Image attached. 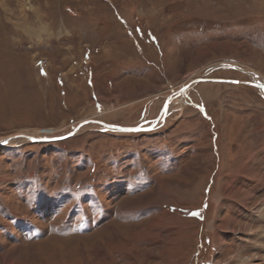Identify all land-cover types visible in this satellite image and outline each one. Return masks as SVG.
Masks as SVG:
<instances>
[{"label":"rangeland","instance_id":"1","mask_svg":"<svg viewBox=\"0 0 264 264\" xmlns=\"http://www.w3.org/2000/svg\"><path fill=\"white\" fill-rule=\"evenodd\" d=\"M254 71L264 0H0V264H264Z\"/></svg>","mask_w":264,"mask_h":264},{"label":"water","instance_id":"2","mask_svg":"<svg viewBox=\"0 0 264 264\" xmlns=\"http://www.w3.org/2000/svg\"><path fill=\"white\" fill-rule=\"evenodd\" d=\"M225 67L232 68L234 66L233 65H231V66L227 65ZM218 68H221V66L214 65V66L208 68L202 75L194 78L191 81L190 84H186V85L182 86L180 89H178L175 92H173L172 93L173 95L169 94L167 99L164 101L163 106L161 107V110H160L158 116L148 126H123V125H115V124H111V123H106V122H103V121H100V120H96V119H91V120L90 119H88V120L84 119V120L78 122L76 124V126L66 135L53 136V137H36V138H34L33 136H28V135H23V134L22 135L20 134V136L21 137L25 136L29 141H52V140L62 139V138H65L67 136L73 135L83 124L88 123V122L97 123V124L101 125L102 127H104L105 129L110 130V131L136 132V131H148V130H151V129L156 127V124H157V122L159 120V117L162 116L161 118H163V116L166 115L167 107L169 105V101L174 95L179 94L180 92L185 90L187 87H189L192 83L200 81V80H203L207 74H209L211 71H214V70H216ZM263 94H264V87H263ZM8 140H9V137L1 140L0 144H4L5 141L8 142Z\"/></svg>","mask_w":264,"mask_h":264},{"label":"bare ground","instance_id":"3","mask_svg":"<svg viewBox=\"0 0 264 264\" xmlns=\"http://www.w3.org/2000/svg\"><path fill=\"white\" fill-rule=\"evenodd\" d=\"M11 16H12V14H11ZM223 62H224V63H223ZM223 62H222L221 64L218 63V66H221V67H222V66H227V65H225L226 62H225V61H223ZM227 62H229V61H227ZM213 65H214V64H213ZM215 65H217V64H215ZM236 67L238 68V66H236ZM239 69H241V67H239ZM246 72H247V71H246ZM251 73H252V74L255 73V75L258 77L257 72L254 71V72H251ZM258 78H259L260 81H261L260 83L262 84V90H263V87H264V79H262L261 76H259ZM167 108H168V107H167ZM161 117H162V116L159 117V120H161ZM159 120H158V122H160ZM158 122H157V123H158ZM24 137H25V136H24ZM25 138H26V137H25Z\"/></svg>","mask_w":264,"mask_h":264},{"label":"snow or ice","instance_id":"4","mask_svg":"<svg viewBox=\"0 0 264 264\" xmlns=\"http://www.w3.org/2000/svg\"><path fill=\"white\" fill-rule=\"evenodd\" d=\"M5 143H6V141H5ZM193 215H197V216H199L200 214H199V213H193Z\"/></svg>","mask_w":264,"mask_h":264},{"label":"crops","instance_id":"5","mask_svg":"<svg viewBox=\"0 0 264 264\" xmlns=\"http://www.w3.org/2000/svg\"><path fill=\"white\" fill-rule=\"evenodd\" d=\"M202 115H203V113H202Z\"/></svg>","mask_w":264,"mask_h":264}]
</instances>
